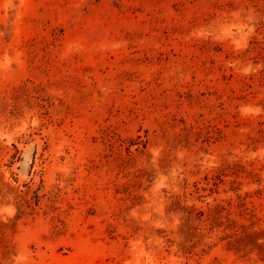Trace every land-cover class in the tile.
Returning <instances> with one entry per match:
<instances>
[{"label": "rangeland", "instance_id": "1", "mask_svg": "<svg viewBox=\"0 0 264 264\" xmlns=\"http://www.w3.org/2000/svg\"><path fill=\"white\" fill-rule=\"evenodd\" d=\"M0 264H264V0H0Z\"/></svg>", "mask_w": 264, "mask_h": 264}]
</instances>
